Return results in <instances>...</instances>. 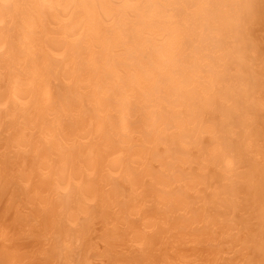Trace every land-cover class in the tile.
<instances>
[{
    "label": "bare ground",
    "instance_id": "1",
    "mask_svg": "<svg viewBox=\"0 0 264 264\" xmlns=\"http://www.w3.org/2000/svg\"><path fill=\"white\" fill-rule=\"evenodd\" d=\"M0 264H264V0H0Z\"/></svg>",
    "mask_w": 264,
    "mask_h": 264
}]
</instances>
